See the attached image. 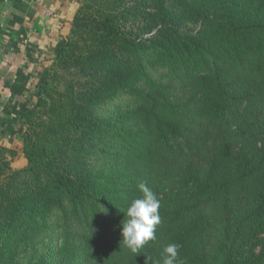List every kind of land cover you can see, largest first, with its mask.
Returning <instances> with one entry per match:
<instances>
[{
	"label": "trees",
	"instance_id": "16d2710c",
	"mask_svg": "<svg viewBox=\"0 0 264 264\" xmlns=\"http://www.w3.org/2000/svg\"><path fill=\"white\" fill-rule=\"evenodd\" d=\"M121 6L118 0L80 5L69 36L39 78L36 100L15 118L27 166L15 169L16 152L0 145V264H19L21 247L53 210L65 208L83 222L82 257L89 264H162L169 244L179 245L183 264H213L204 238L212 230L194 218L212 212L216 202L227 213L238 190L264 185V145L254 157L241 154L227 181L223 172L210 174L205 166L185 179L169 178L167 166H154L173 161L174 152L169 154L176 146L208 135L204 125L228 128L242 103L255 111L248 125H238L239 132L264 128V0H141ZM189 22L201 29L185 36L182 25ZM151 57L166 68L169 83L149 74ZM121 95L137 103L143 132L97 117L107 101ZM104 125L125 151L120 176L116 169L91 172L77 163L83 145L104 134ZM206 141L204 152L212 155ZM218 150L230 158L234 144L225 138ZM141 182L159 200L160 223L156 238L134 254L121 244V222L142 196ZM258 200L244 217L254 232L244 242L249 248L264 230V198ZM198 207L201 212L194 211ZM223 264H264V256L239 252Z\"/></svg>",
	"mask_w": 264,
	"mask_h": 264
},
{
	"label": "rangeland",
	"instance_id": "374dc122",
	"mask_svg": "<svg viewBox=\"0 0 264 264\" xmlns=\"http://www.w3.org/2000/svg\"><path fill=\"white\" fill-rule=\"evenodd\" d=\"M100 0H81L80 5H94ZM107 0H103L105 2ZM141 0H118L121 8H129L139 4ZM185 36L197 33L201 29V24L185 23L182 25ZM189 34V35H188ZM149 37V35L144 38ZM150 67L148 72L161 84L169 83L168 71L160 66L154 57L150 58ZM178 93L182 85H177ZM143 86V84H142ZM174 90V91H177ZM244 103L235 109V116L230 115L229 127H225L223 131L218 130L216 125H204L208 135H200L198 138H192L190 142L176 146L169 156H173V161H167L164 165L155 162V167L168 168L169 178L186 175L191 170H201V166L210 169L212 173L220 176L222 180H229V176L234 173L236 166L240 165V155L254 157L256 152L264 145V128L256 130L254 133L242 134L239 132L238 125L243 123L248 125L253 119L255 108L252 106L244 110ZM139 111L137 103L126 95L107 101L97 112V117L105 120H111V126L117 125L118 128L143 132L144 128L139 119ZM264 122V117H263ZM203 128V129H205ZM104 134L90 144L83 145L84 154L76 156L79 160L77 163L82 170L91 172L116 169L122 170L125 162V151L120 140L112 136L111 129L104 125ZM225 138H230L234 144V150L230 158L224 159L222 153L218 150L220 143ZM206 141L207 147L212 150V155L204 152L203 142ZM100 140V141H99ZM24 144V143H23ZM15 152V151H14ZM172 154V155H171ZM203 158V159H202ZM163 161V159H162ZM76 164V163H75ZM147 168L153 172L157 169L147 164ZM163 175V174H161ZM177 178V177H176ZM182 184V183H181ZM194 185V184H193ZM185 192V189L183 190ZM188 193L191 191L186 189ZM263 183L252 184L246 188L244 192L237 191L236 201L230 205V211L225 213L220 202H216L209 214L201 217L202 213H198L195 220H199L203 227H208L212 231L209 235H204L205 242L209 245L210 260L213 264H223L232 258H239V252H243L245 258L250 256H264V230L255 241L256 247L249 248L244 242L254 234L251 227L244 217L253 211L259 204V197L264 198ZM188 198L187 195H185ZM197 200V198H196ZM195 205V204H194ZM188 208H191L192 206ZM200 209L198 207L194 211ZM232 224H228V221ZM198 222V221H196ZM264 228V217L260 221ZM84 225L70 213V209H55L51 212L47 224L41 226L31 235L27 244L23 245L19 254V264H36L38 261L43 264H89L83 257V231ZM251 230V232H250ZM225 232L229 236H224ZM238 234V236H237ZM237 236V239H236Z\"/></svg>",
	"mask_w": 264,
	"mask_h": 264
},
{
	"label": "crops",
	"instance_id": "0c3cea01",
	"mask_svg": "<svg viewBox=\"0 0 264 264\" xmlns=\"http://www.w3.org/2000/svg\"><path fill=\"white\" fill-rule=\"evenodd\" d=\"M80 2L0 0V145L16 152L15 169L28 164L15 118L36 100L39 78L69 36Z\"/></svg>",
	"mask_w": 264,
	"mask_h": 264
},
{
	"label": "clouds",
	"instance_id": "9594fccd",
	"mask_svg": "<svg viewBox=\"0 0 264 264\" xmlns=\"http://www.w3.org/2000/svg\"><path fill=\"white\" fill-rule=\"evenodd\" d=\"M138 188L142 196L131 203L121 222V244L134 254L156 238L155 229L160 223V204L156 194L143 182ZM178 250L177 244L167 245L162 253V264H183L179 261Z\"/></svg>",
	"mask_w": 264,
	"mask_h": 264
},
{
	"label": "built area",
	"instance_id": "2783aa9c",
	"mask_svg": "<svg viewBox=\"0 0 264 264\" xmlns=\"http://www.w3.org/2000/svg\"><path fill=\"white\" fill-rule=\"evenodd\" d=\"M71 1L76 2L77 0H71Z\"/></svg>",
	"mask_w": 264,
	"mask_h": 264
}]
</instances>
